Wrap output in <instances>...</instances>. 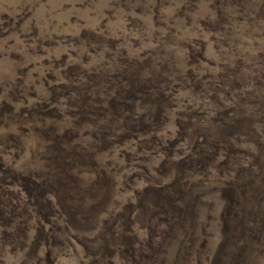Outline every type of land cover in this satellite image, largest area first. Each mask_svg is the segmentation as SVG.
<instances>
[{
    "label": "rangeland",
    "instance_id": "374dc122",
    "mask_svg": "<svg viewBox=\"0 0 264 264\" xmlns=\"http://www.w3.org/2000/svg\"><path fill=\"white\" fill-rule=\"evenodd\" d=\"M0 264H264V0H0Z\"/></svg>",
    "mask_w": 264,
    "mask_h": 264
}]
</instances>
